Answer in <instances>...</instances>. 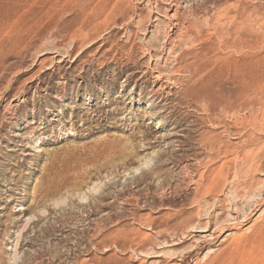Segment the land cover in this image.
<instances>
[{"label":"rangeland","instance_id":"rangeland-1","mask_svg":"<svg viewBox=\"0 0 264 264\" xmlns=\"http://www.w3.org/2000/svg\"><path fill=\"white\" fill-rule=\"evenodd\" d=\"M0 264H264V0H0Z\"/></svg>","mask_w":264,"mask_h":264},{"label":"bare ground","instance_id":"bare-ground-1","mask_svg":"<svg viewBox=\"0 0 264 264\" xmlns=\"http://www.w3.org/2000/svg\"><path fill=\"white\" fill-rule=\"evenodd\" d=\"M116 1V0H115ZM113 1H111V2H108V3H105V4H103L102 6H101V9H100V15H101V17H104V22H102L104 25H105V27L108 29V28H110V25L112 24H116L117 23V21H115V20H111L110 19V17H111V15H113L115 12L117 13V10L120 8L121 9V7L122 6H118L117 4H113L112 3ZM110 4H112V6L110 7V9H109V11H108V8H109V6H110ZM174 5V4H173ZM123 8V7H122ZM122 10V9H121ZM108 11V12H107ZM122 12V11H121ZM106 13H108L107 15H106ZM121 16V15H120ZM177 16V13H175V15H172V17H176ZM114 18V17H113ZM112 18V19H113ZM176 21H177V19H175ZM143 23V22H142ZM179 24V23H178ZM117 26V25H116ZM103 27V26H102ZM110 30H112L111 28H110ZM105 32H107V31H105ZM167 40V39H166ZM173 40V39H172ZM173 42V41H172ZM172 46V45H171ZM147 54V53H146ZM158 77H159V75H158ZM169 82V81H168ZM153 96V95H152ZM212 145V144H211ZM222 146V144H220V147H219V149L221 150V149H223L224 151H228V149H229V147H221ZM222 151V150H221ZM217 152V151H216ZM225 155V154H224ZM149 162V160H147V157H144V158H142L141 160H139V165L137 166V167H133V172H135V173H137V172H139L140 170H142V168L146 165V164H149L148 163ZM222 168V167H221ZM221 170V169H220ZM220 172V171H219ZM219 172H218V174H219ZM130 174V173H129ZM131 175V174H130ZM221 178V177H220ZM219 178V180H221ZM217 179V178H216ZM215 179V180H216ZM218 180V179H217ZM97 185H98V183H97ZM95 183L93 184V186H90L89 188H88V190L90 191V192H97V188H98V186H97ZM82 196H84L83 194H81ZM81 196V197H82ZM84 198V197H83ZM65 199H59V200H57L56 201V203L57 204H59V203H61L62 201H64ZM18 243V242H17ZM17 245L18 244H16V246H15V251H14V256H13V258H15V256H16V248H17ZM14 260V259H13ZM11 261V260H10Z\"/></svg>","mask_w":264,"mask_h":264}]
</instances>
